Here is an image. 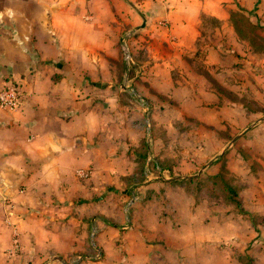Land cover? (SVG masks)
<instances>
[{
  "label": "crops",
  "instance_id": "obj_1",
  "mask_svg": "<svg viewBox=\"0 0 264 264\" xmlns=\"http://www.w3.org/2000/svg\"><path fill=\"white\" fill-rule=\"evenodd\" d=\"M255 1L259 4V0H0V92L12 77L21 81L25 93L19 109L0 107V264H83L81 256L91 243L96 247L91 238L98 233L104 249L109 236L115 246L122 242L118 246L126 251L119 257L121 264H135L142 256L147 264V250L158 237L141 221L139 214L147 213L146 208L134 211L128 225L122 216L128 198L123 182L112 176L105 181L78 176L79 169L93 171L101 164L126 161L125 150L121 155L116 150L117 135L125 138L119 141L121 147L127 146V132L116 131L118 100L96 96L99 88H109L108 81L96 77L113 69L120 33L135 30L149 43L144 47L151 62L140 72L146 80L140 84L151 94L175 103L178 93L195 95L201 89L208 104H217L220 96L194 58L203 57L207 70L220 82L217 77L229 51L218 41L228 26V9L235 2L250 9ZM208 16L224 26L216 29L217 43L203 50L201 41L213 36L205 31ZM64 68L91 84L90 90L85 87L89 95L81 96L65 79H53ZM258 125L263 127L264 118ZM114 193L119 195L114 198ZM131 232L140 236L135 244ZM259 241L249 251L255 264L264 259ZM135 248L143 254L132 255Z\"/></svg>",
  "mask_w": 264,
  "mask_h": 264
},
{
  "label": "rangeland",
  "instance_id": "obj_2",
  "mask_svg": "<svg viewBox=\"0 0 264 264\" xmlns=\"http://www.w3.org/2000/svg\"><path fill=\"white\" fill-rule=\"evenodd\" d=\"M237 4L228 9L227 27L210 16L204 18L208 23L205 31L213 36L201 41L203 50L217 43L216 29L224 26L218 44L229 52L217 77L220 82L207 70L203 57L194 58L199 71L212 78L208 82L221 99L217 104H208L201 89L196 97L193 92L178 93L175 103L151 94L140 84L146 82L140 72L151 62V53L144 47L149 43L135 30L120 33L114 45L113 69L96 77L109 84L105 91V87L96 89V96L118 100L116 131L127 132L128 147H121L119 141L125 138L117 135L116 150L118 155L125 150L126 161L101 164L93 171L79 169L77 174L83 179L99 176L104 181L112 176L123 182L128 198L122 216L128 225L134 211L146 208L147 213L138 214L146 231L158 237L154 243L147 236L154 243L147 250V264H243L247 258L253 264L249 251L255 241L264 246V125H258L259 118H264V0L255 1L250 9ZM231 14L236 27L252 41H243L235 32ZM258 24L263 28L259 34ZM233 50L240 54H232ZM127 51L131 63L126 61ZM53 79H65L81 96L90 94L91 84L87 86L85 78L77 79L67 68L61 75L54 73ZM9 80L19 87L23 101V84L12 77ZM223 180L237 192L241 208L232 202ZM157 223L161 225L157 227ZM131 233L135 244L140 236ZM99 234L91 238L96 247L90 242V249L81 256L83 264H121L119 257L126 251L118 246L122 242L116 241L115 246L109 236L104 249L96 239ZM132 252L140 256L144 250ZM142 258L135 264H146Z\"/></svg>",
  "mask_w": 264,
  "mask_h": 264
},
{
  "label": "built area",
  "instance_id": "obj_3",
  "mask_svg": "<svg viewBox=\"0 0 264 264\" xmlns=\"http://www.w3.org/2000/svg\"><path fill=\"white\" fill-rule=\"evenodd\" d=\"M126 61L128 63L132 62L131 54L128 51L126 52ZM22 102V92L19 91V87H14L12 84L7 85L0 94V107L6 110H17L21 107ZM95 256V258L98 259L100 257V252Z\"/></svg>",
  "mask_w": 264,
  "mask_h": 264
},
{
  "label": "trees",
  "instance_id": "obj_4",
  "mask_svg": "<svg viewBox=\"0 0 264 264\" xmlns=\"http://www.w3.org/2000/svg\"><path fill=\"white\" fill-rule=\"evenodd\" d=\"M232 17H233V15L231 14V16H230V20H231V22H232V24H233V27H234V29H235V32L241 37V39L243 40V41H246L247 43H249L248 41H252V39L250 38V40H249V37H246V36H244L241 32H240V30L236 27V25H235V23H233V20H232ZM249 25H255V24H252L251 22H249ZM259 26H258V29H257V33L259 34V32L263 29L260 25L261 24H258ZM254 28V27H253ZM262 40H263V38H262ZM264 41V40H263ZM204 73V75L206 76V78H207V80H208V78L210 79V80H212V78L209 76V74H207V73H205V72H203ZM214 79V78H213ZM54 80H56V79H54ZM215 80V79H214ZM224 182H225V180H223ZM225 188H227V191H228V193L231 195V199H232V202L233 203H235L238 207H240L241 208V202H240V200H239V198H238V194H237V192L234 190V188L233 187H231V186H229L226 182H225ZM242 262V261H241ZM243 264H252V259L251 258H247V262L246 263H244L243 262ZM253 264H255V260H254V262H253Z\"/></svg>",
  "mask_w": 264,
  "mask_h": 264
}]
</instances>
